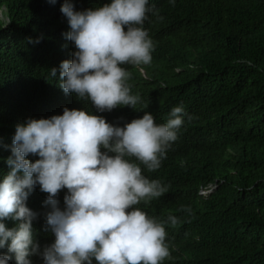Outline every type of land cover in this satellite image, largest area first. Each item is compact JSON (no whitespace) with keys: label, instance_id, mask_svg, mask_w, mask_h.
<instances>
[{"label":"trees","instance_id":"trees-1","mask_svg":"<svg viewBox=\"0 0 264 264\" xmlns=\"http://www.w3.org/2000/svg\"><path fill=\"white\" fill-rule=\"evenodd\" d=\"M63 2L0 0V181L10 171L15 126L28 118L62 115L67 107L112 124L147 111L160 124L182 104L187 115L178 139L146 176L169 191L142 203L161 220L172 214L181 221L165 225L171 256L163 264H264V0H149L163 17L150 12L143 25L154 43L152 62L122 65L142 103L103 113L59 87L60 63L76 50L65 35ZM71 2L83 11L110 0ZM66 194L58 193L61 208ZM46 198L37 185L26 201L39 214L33 232L41 247L54 242L43 230ZM181 206L192 215L178 211ZM4 223L11 229L17 222ZM28 259L43 264L39 256ZM8 264H16L14 255Z\"/></svg>","mask_w":264,"mask_h":264},{"label":"clouds","instance_id":"clouds-1","mask_svg":"<svg viewBox=\"0 0 264 264\" xmlns=\"http://www.w3.org/2000/svg\"><path fill=\"white\" fill-rule=\"evenodd\" d=\"M60 11L76 50L60 63L59 87L90 101L100 113L123 106L135 110L141 97L132 94V74L122 65L151 64L154 43L143 25L150 12L162 20L159 10L150 8L149 0H110L77 11L64 0ZM50 76H57L56 68ZM143 112L112 124L101 115L65 107L62 115L28 118L15 126L10 171L0 181V249L8 253H0V264H8L12 255L16 264H32V255L43 264H163L170 258L165 225L175 227L180 219L169 214L161 220L142 203L169 191L158 178L146 176L167 158L187 113L182 104L175 106L167 121L157 124ZM37 185L50 206L43 230L54 235V242L43 247L33 232L39 214L26 204ZM62 189H67L63 208L57 199ZM178 211L192 215L189 206ZM9 219L16 227H6Z\"/></svg>","mask_w":264,"mask_h":264}]
</instances>
